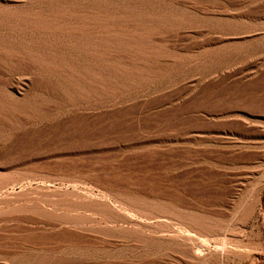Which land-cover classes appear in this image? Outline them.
Instances as JSON below:
<instances>
[{"label": "rangeland", "instance_id": "1", "mask_svg": "<svg viewBox=\"0 0 264 264\" xmlns=\"http://www.w3.org/2000/svg\"><path fill=\"white\" fill-rule=\"evenodd\" d=\"M162 4L180 25L149 26L153 81L114 97L0 67V264H202L168 244L188 237L264 264V0Z\"/></svg>", "mask_w": 264, "mask_h": 264}, {"label": "bare ground", "instance_id": "2", "mask_svg": "<svg viewBox=\"0 0 264 264\" xmlns=\"http://www.w3.org/2000/svg\"><path fill=\"white\" fill-rule=\"evenodd\" d=\"M162 1L8 0L19 6L0 9V67L11 71L18 64L33 71L29 83L34 89L53 97L63 93L71 104L98 101L120 89L152 82L141 69L147 66L141 58L151 52L145 46L154 32L149 26L180 25L165 22L149 9L165 8ZM182 221L203 231L205 222L187 216ZM207 241L194 243L188 237L168 244L193 263L229 264L228 244L217 241L216 250L209 252Z\"/></svg>", "mask_w": 264, "mask_h": 264}]
</instances>
